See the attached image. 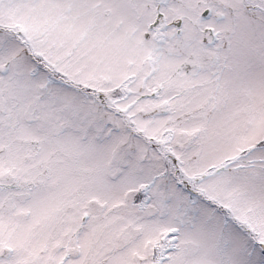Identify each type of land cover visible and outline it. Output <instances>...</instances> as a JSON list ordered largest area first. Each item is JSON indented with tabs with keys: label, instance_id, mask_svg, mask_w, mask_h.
<instances>
[{
	"label": "snow or ice",
	"instance_id": "obj_1",
	"mask_svg": "<svg viewBox=\"0 0 264 264\" xmlns=\"http://www.w3.org/2000/svg\"><path fill=\"white\" fill-rule=\"evenodd\" d=\"M0 264H264V0H0Z\"/></svg>",
	"mask_w": 264,
	"mask_h": 264
}]
</instances>
